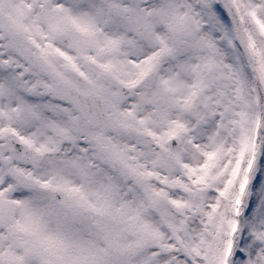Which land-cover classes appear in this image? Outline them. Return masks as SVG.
<instances>
[{"label":"snow or ice","instance_id":"snow-or-ice-1","mask_svg":"<svg viewBox=\"0 0 264 264\" xmlns=\"http://www.w3.org/2000/svg\"><path fill=\"white\" fill-rule=\"evenodd\" d=\"M0 264H264V0H0Z\"/></svg>","mask_w":264,"mask_h":264}]
</instances>
